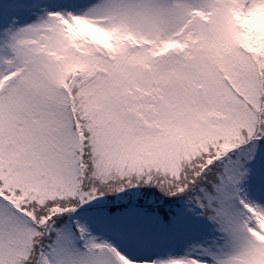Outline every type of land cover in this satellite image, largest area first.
I'll return each instance as SVG.
<instances>
[{
    "label": "snow or ice",
    "instance_id": "6c2138e0",
    "mask_svg": "<svg viewBox=\"0 0 264 264\" xmlns=\"http://www.w3.org/2000/svg\"><path fill=\"white\" fill-rule=\"evenodd\" d=\"M0 264H264V0H0Z\"/></svg>",
    "mask_w": 264,
    "mask_h": 264
}]
</instances>
